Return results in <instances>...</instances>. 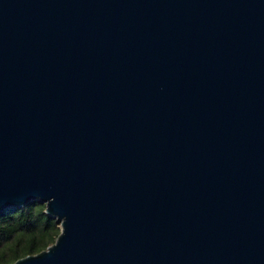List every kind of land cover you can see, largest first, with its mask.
I'll list each match as a JSON object with an SVG mask.
<instances>
[{"label":"water","instance_id":"95a60500","mask_svg":"<svg viewBox=\"0 0 264 264\" xmlns=\"http://www.w3.org/2000/svg\"><path fill=\"white\" fill-rule=\"evenodd\" d=\"M55 241L4 264H264V0H0V211Z\"/></svg>","mask_w":264,"mask_h":264},{"label":"trees","instance_id":"16d2710c","mask_svg":"<svg viewBox=\"0 0 264 264\" xmlns=\"http://www.w3.org/2000/svg\"><path fill=\"white\" fill-rule=\"evenodd\" d=\"M44 208L45 203L33 200L0 211V264L37 253L55 241L59 222Z\"/></svg>","mask_w":264,"mask_h":264}]
</instances>
